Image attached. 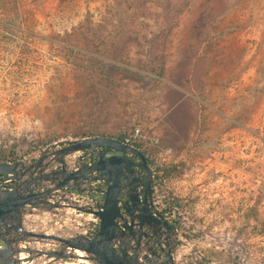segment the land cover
Listing matches in <instances>:
<instances>
[{"label":"rangeland","instance_id":"1","mask_svg":"<svg viewBox=\"0 0 264 264\" xmlns=\"http://www.w3.org/2000/svg\"><path fill=\"white\" fill-rule=\"evenodd\" d=\"M136 129L182 261L264 264V0H0V163Z\"/></svg>","mask_w":264,"mask_h":264},{"label":"water","instance_id":"2","mask_svg":"<svg viewBox=\"0 0 264 264\" xmlns=\"http://www.w3.org/2000/svg\"><path fill=\"white\" fill-rule=\"evenodd\" d=\"M51 146L58 149L49 159L45 148L38 160L0 163V264H64L67 259L89 264H185L182 257L161 256L146 240L147 232H162L168 224L157 212V217L152 214V173L137 147L107 136L60 140ZM130 155L139 162L133 163ZM89 157L88 165H78ZM137 166L145 174L142 201L137 198ZM93 181L106 185L98 189L104 194L102 203L78 205L70 192H63L69 188L83 193L80 184ZM121 209L137 223L128 224ZM91 222L98 226L87 235L95 227ZM40 244L52 248L38 249Z\"/></svg>","mask_w":264,"mask_h":264},{"label":"flooded vegetation","instance_id":"3","mask_svg":"<svg viewBox=\"0 0 264 264\" xmlns=\"http://www.w3.org/2000/svg\"><path fill=\"white\" fill-rule=\"evenodd\" d=\"M67 144H62L61 146H66ZM58 149V147L55 146H51L48 147V151L47 154L45 156V159H49L50 157H52L53 153ZM40 158V156H39ZM38 158V159H39ZM130 160L133 163H137L139 162V158L134 156V155H130ZM35 159H31L29 162L33 161ZM92 161V158H83L78 162V165H88L90 162ZM146 165L149 168V170L152 173L150 164L148 162V160L146 159ZM136 174L138 176V187H137V198L138 200H143V195H144V184H143V180L145 178V174L142 172V170L137 166L136 167ZM12 182H7L5 183L7 184H11ZM154 178H153V173L152 176L148 182V187L150 189V207H151V211L152 214L154 216L157 217V215H155L154 212H157L160 216H161V220L165 221L168 226L164 227L162 229V232H157V233H153V232H147V241H149L150 245L152 246V249L157 252L158 254H160L161 256H171V257H177L181 251H183L184 247H183V243H184V237L182 236L180 230L171 222H168L167 220H165L162 216V214L160 213V211H158L157 208V204L156 201L154 200ZM80 189H82L84 192L83 193H79V191L75 190V189H63V192L71 193V196H69L72 200L77 201L78 205H81V202H96V203H102L104 200V194L99 192L98 189H105L106 185L104 182L102 181H93L90 183H84V184H80L79 186ZM146 202L149 201V196H146ZM154 208V210L152 209ZM122 215L124 218H126V221L128 224H136L137 221L134 220L133 222H131L128 219L127 214L124 212L123 209H121ZM93 223V225L95 226L94 229L92 230H88L86 232V234H91L94 233L97 229L98 223L97 222H91ZM133 229L134 231H138V227L133 225ZM128 233V231H127Z\"/></svg>","mask_w":264,"mask_h":264},{"label":"crops","instance_id":"4","mask_svg":"<svg viewBox=\"0 0 264 264\" xmlns=\"http://www.w3.org/2000/svg\"><path fill=\"white\" fill-rule=\"evenodd\" d=\"M174 145H170L167 146V148H165V151H164V160L166 162H175L176 160L178 159H186L188 158V165L191 166V171L194 170L196 172H200V175L201 177L203 178H208L210 177L211 179V176H207L206 172H209V170H213V168L216 169L218 163H221V161L217 158H215L214 160L211 158L213 155L212 154H209L208 156L206 155H202L201 153H203V151H201L199 149V146L200 144H197V148H192L188 154H185V152L181 149V150H175V151H172V149L174 148L173 147ZM213 153H215L216 151V148L212 150ZM207 154L209 152H211V150H206ZM199 175V174H198ZM213 182V181H212ZM212 182H207V185H210ZM218 182H221V180L219 179H215V183H218ZM223 189V188H222ZM223 196H225L223 194ZM233 196V194H232Z\"/></svg>","mask_w":264,"mask_h":264},{"label":"built area","instance_id":"5","mask_svg":"<svg viewBox=\"0 0 264 264\" xmlns=\"http://www.w3.org/2000/svg\"><path fill=\"white\" fill-rule=\"evenodd\" d=\"M144 139H145V137L141 136L139 134V131L136 129L131 134H128L121 141L123 143L127 144V145H133L134 146V145L137 144V141L138 142L141 141V140L144 141ZM150 142H151L152 145H156L158 143V140L156 138H152ZM138 149L143 153L144 157L148 160L149 156H148V154H146L145 150L142 149V148H139V147H138ZM157 208H158V211H160V213L162 214L163 218L165 220H167L168 222H170V219L168 217V212H165L164 208H159V207H157Z\"/></svg>","mask_w":264,"mask_h":264},{"label":"trees","instance_id":"6","mask_svg":"<svg viewBox=\"0 0 264 264\" xmlns=\"http://www.w3.org/2000/svg\"><path fill=\"white\" fill-rule=\"evenodd\" d=\"M14 1H16V0H14ZM16 3H17V2H16ZM5 18H6V17H5ZM16 19H17V17H15V19H9V20H7V21H9V22H14V20H16ZM1 20H2V18H1ZM118 139H121V138L119 137ZM134 146L138 148L137 145H134Z\"/></svg>","mask_w":264,"mask_h":264},{"label":"bare ground","instance_id":"7","mask_svg":"<svg viewBox=\"0 0 264 264\" xmlns=\"http://www.w3.org/2000/svg\"><path fill=\"white\" fill-rule=\"evenodd\" d=\"M77 255H81V253L80 252H77ZM64 264H67V263H64Z\"/></svg>","mask_w":264,"mask_h":264}]
</instances>
